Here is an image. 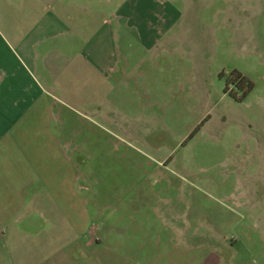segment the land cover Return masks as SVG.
Listing matches in <instances>:
<instances>
[{
    "label": "rangeland",
    "instance_id": "374dc122",
    "mask_svg": "<svg viewBox=\"0 0 264 264\" xmlns=\"http://www.w3.org/2000/svg\"><path fill=\"white\" fill-rule=\"evenodd\" d=\"M180 4L172 3L185 15L188 43L151 64L154 85L148 62L137 92L78 108L88 117L70 120L78 201L93 202L98 224V206L150 200L146 211L116 208L105 220L128 227L134 218L139 243L149 219L179 224L188 242L176 264H264V0ZM233 72L254 85L240 103L230 95L239 92L235 84L225 94ZM164 82L174 91L166 93ZM160 233L164 249L170 231ZM152 262L167 264L164 255Z\"/></svg>",
    "mask_w": 264,
    "mask_h": 264
},
{
    "label": "crops",
    "instance_id": "0c3cea01",
    "mask_svg": "<svg viewBox=\"0 0 264 264\" xmlns=\"http://www.w3.org/2000/svg\"><path fill=\"white\" fill-rule=\"evenodd\" d=\"M174 2L182 5L0 0V264H154L157 255L176 264L173 256L188 242L179 224L149 219L139 243L134 218L128 227L105 220L116 208L146 211L150 200L98 206V224L90 217L93 202L78 201L70 125L73 117H88L78 108L137 92L133 85L145 82L138 71L148 62L154 85L152 65L188 43L180 26L185 15ZM172 83L164 82L166 93ZM162 230L170 231L164 249Z\"/></svg>",
    "mask_w": 264,
    "mask_h": 264
},
{
    "label": "trees",
    "instance_id": "16d2710c",
    "mask_svg": "<svg viewBox=\"0 0 264 264\" xmlns=\"http://www.w3.org/2000/svg\"><path fill=\"white\" fill-rule=\"evenodd\" d=\"M222 77L224 75H221ZM235 84L236 89L239 91L237 93H230V95L237 101V102H243V100L247 97L249 92L254 88V85L241 73L233 72L231 74V78L227 81V85L225 87V94L229 92V85ZM239 93L241 95H239ZM239 97V98H238ZM204 122L200 125L203 126ZM197 127L194 132L190 135L189 140L192 139L197 132H199L201 127Z\"/></svg>",
    "mask_w": 264,
    "mask_h": 264
}]
</instances>
